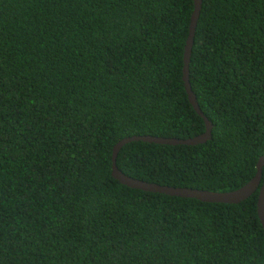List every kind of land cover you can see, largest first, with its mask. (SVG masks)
<instances>
[{"label": "trees", "instance_id": "obj_1", "mask_svg": "<svg viewBox=\"0 0 264 264\" xmlns=\"http://www.w3.org/2000/svg\"><path fill=\"white\" fill-rule=\"evenodd\" d=\"M193 8L0 0V264H264L260 186L212 203L112 174L123 137L205 130L182 80ZM189 81L212 138L132 141L117 165L161 185L235 189L264 154V0H201Z\"/></svg>", "mask_w": 264, "mask_h": 264}, {"label": "water", "instance_id": "obj_2", "mask_svg": "<svg viewBox=\"0 0 264 264\" xmlns=\"http://www.w3.org/2000/svg\"><path fill=\"white\" fill-rule=\"evenodd\" d=\"M194 8L191 15L189 34L186 40L183 56V69H182V80L184 82V88L190 104L193 109L203 118L205 124V130L190 138H175V137H161L150 134H139L126 136L118 140L112 148L113 165L112 174L121 183L144 191L164 193L172 196H180L187 198H196L204 202L220 203V202H240L248 198L259 186L258 194V213L261 223L264 227V180H263V168H264V154H262L257 162V171L255 175L249 179L243 185L226 191H210L206 189H196L190 187H175L170 185H161L158 183H152L144 181L124 173L117 165V157L120 149L129 142L132 141H143L148 143L156 144H168V145H198L205 143L212 138V121L208 119L200 109L196 95L191 89L189 81V64L191 58V50L194 39V32L197 25L201 9V0H193ZM263 180V182H262Z\"/></svg>", "mask_w": 264, "mask_h": 264}]
</instances>
